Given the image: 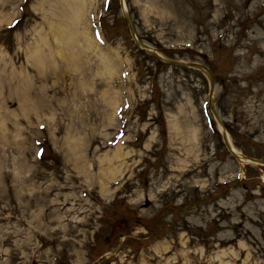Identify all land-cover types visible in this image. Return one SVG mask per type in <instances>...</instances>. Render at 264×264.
Here are the masks:
<instances>
[{
	"label": "rangeland",
	"instance_id": "1",
	"mask_svg": "<svg viewBox=\"0 0 264 264\" xmlns=\"http://www.w3.org/2000/svg\"><path fill=\"white\" fill-rule=\"evenodd\" d=\"M73 1L0 0V264H264V0Z\"/></svg>",
	"mask_w": 264,
	"mask_h": 264
},
{
	"label": "water",
	"instance_id": "2",
	"mask_svg": "<svg viewBox=\"0 0 264 264\" xmlns=\"http://www.w3.org/2000/svg\"><path fill=\"white\" fill-rule=\"evenodd\" d=\"M120 6H121V9H122V13H123V16H124V18H125V20L128 22V26H129V29H130V33H131V35H132V37L142 46V47H144V48H149L150 50H151V52L153 53V54H155L156 56H158L160 59H163V60H165V61H169V62H172V61H175V60H173V59H169V58H165L164 56H162L158 51H156V50H154L153 48H152V46H150V44H148L147 42H145V41H143V40H141V39H139L138 37H137V34H136V31H135V27H134V23H133V20H132V17H131V14H130V12L127 10V8H126V3H125V1L124 0H120ZM189 65H191V66H194V67H196V68H199V69H202L207 75H208V79H209V85H210V94H211V97H210V100H211V107H212V110L214 111V113H215V109H214V106H213V100H212V98H213V88H214V77H213V73H212V71L208 68V67H206V66H204V65H202V64H200V63H198V62H189L188 63ZM218 119V118H217ZM219 121V120H218ZM221 123V122H220ZM222 135H223V139H224V142H225V144H226V146H227V149L230 151V153H232L233 155H235L236 157H243V158H246V159H250V160H255V161H258V162H260V163H262V164H264V161H262V160H260V159H257V158H250V157H248V156H246V155H240L239 153H237L236 152V150H235V148H234V145L232 144V142L230 141V139H229V137H228V133H227V131L224 129V128H222ZM244 165H242V169H244Z\"/></svg>",
	"mask_w": 264,
	"mask_h": 264
},
{
	"label": "bare ground",
	"instance_id": "3",
	"mask_svg": "<svg viewBox=\"0 0 264 264\" xmlns=\"http://www.w3.org/2000/svg\"><path fill=\"white\" fill-rule=\"evenodd\" d=\"M73 1V0H72ZM74 2V6L72 7L73 8V11H72V14H73V20H72V22L74 23V20H76V18L78 19V17L77 16H79V13L78 12H80V9H81V1L80 0H74L73 1ZM83 3V2H82ZM73 4V3H72ZM72 4H70V5H72ZM84 4V3H83ZM82 4V5H83ZM83 6H85V5H83ZM81 11H82V9H81ZM83 11H85V9L83 10ZM82 11V12H83ZM84 13V12H83ZM83 13H80V14H82L83 15ZM79 22H80V19H79ZM73 23H72V33H73V37H76V36H78V34H79V38H81V39H83V40H85V38H87V36H86V32H85V34H81V33H78L80 30H77V29H75V27H74V25H73ZM78 24V23H77ZM78 31V32H77ZM88 35V34H87ZM76 38H78V37H76ZM235 148V147H234ZM236 150V149H235ZM236 152H237V150H236ZM237 153H239L240 155H243L242 153H240V152H237ZM120 155V154H119ZM118 155V156H119Z\"/></svg>",
	"mask_w": 264,
	"mask_h": 264
},
{
	"label": "trees",
	"instance_id": "4",
	"mask_svg": "<svg viewBox=\"0 0 264 264\" xmlns=\"http://www.w3.org/2000/svg\"><path fill=\"white\" fill-rule=\"evenodd\" d=\"M29 2H30V0H24V4H23L22 9H24V6H25V8H26V7L28 8V6H29ZM20 21H21V18L18 19V20L16 19V21H15V23L13 24V26L11 27V29L16 28V27L18 26V24L20 23Z\"/></svg>",
	"mask_w": 264,
	"mask_h": 264
}]
</instances>
